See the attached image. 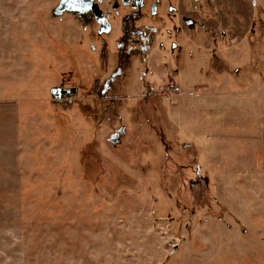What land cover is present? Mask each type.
<instances>
[{
  "label": "rangeland",
  "instance_id": "1",
  "mask_svg": "<svg viewBox=\"0 0 264 264\" xmlns=\"http://www.w3.org/2000/svg\"><path fill=\"white\" fill-rule=\"evenodd\" d=\"M256 1L218 53L186 41L177 0H0V264H264L238 182L260 174L223 181L241 223L203 167L239 168L264 128Z\"/></svg>",
  "mask_w": 264,
  "mask_h": 264
},
{
  "label": "crops",
  "instance_id": "2",
  "mask_svg": "<svg viewBox=\"0 0 264 264\" xmlns=\"http://www.w3.org/2000/svg\"><path fill=\"white\" fill-rule=\"evenodd\" d=\"M178 8L176 10V24L181 34H183L186 41L196 46L197 49H210L212 52H222L231 46H240L243 40L246 39L247 35L252 29L254 23V12L257 4L256 0H177ZM241 43V44H240ZM216 84V83H214ZM217 86L220 85L216 84ZM232 85V86H229ZM239 85V84H238ZM221 86V85H220ZM231 90L240 91V85L237 86L235 81L231 84H224L226 92H220V94H214L219 98L225 97L231 94L232 91H228V87ZM215 88L216 86L213 85ZM247 91L252 94H248L250 97H254L256 92H254L253 87L248 86ZM215 90H219L216 88ZM221 90V89H220ZM224 90V88H223ZM228 91V92H227ZM233 92V93H234ZM203 97H211V93L202 92ZM245 95V96H248ZM189 95L184 94L181 101L188 99ZM180 101V102H181ZM178 106V104H176ZM176 106H174L175 108ZM173 111V110H172ZM255 132H258L257 139L258 142L256 146L251 144L250 153L248 158H245L242 162V166L237 169H230L227 167H222L219 164L215 167L209 166L208 163L203 165L204 171L209 180L212 182L213 188L217 191L216 199L222 202L226 208L227 212L236 216L241 223L239 212H236L234 206L231 207L230 200L221 191L223 186V181L228 180V176L231 180L238 179V177L233 178L237 174H260L262 182H264V162L259 163L260 166L255 165L253 157L257 152H262L264 150V128L255 127ZM259 143V144H258ZM251 164L253 166H251ZM224 175L222 178L220 176ZM238 180L239 183L244 182L245 185H249L251 188L250 199H248V204L251 206V216H256V219L264 227V205L262 209H256L259 198V188H264L262 182L256 183V179L251 176H242ZM219 190V191H218ZM255 218V217H254Z\"/></svg>",
  "mask_w": 264,
  "mask_h": 264
},
{
  "label": "water",
  "instance_id": "3",
  "mask_svg": "<svg viewBox=\"0 0 264 264\" xmlns=\"http://www.w3.org/2000/svg\"><path fill=\"white\" fill-rule=\"evenodd\" d=\"M94 14L96 18L100 17L99 11L97 9H94Z\"/></svg>",
  "mask_w": 264,
  "mask_h": 264
},
{
  "label": "trees",
  "instance_id": "4",
  "mask_svg": "<svg viewBox=\"0 0 264 264\" xmlns=\"http://www.w3.org/2000/svg\"><path fill=\"white\" fill-rule=\"evenodd\" d=\"M122 86V85H121ZM124 86H126V85H124ZM197 172V171H196ZM192 182H190V184H191Z\"/></svg>",
  "mask_w": 264,
  "mask_h": 264
}]
</instances>
